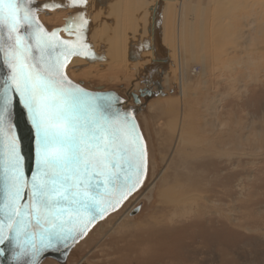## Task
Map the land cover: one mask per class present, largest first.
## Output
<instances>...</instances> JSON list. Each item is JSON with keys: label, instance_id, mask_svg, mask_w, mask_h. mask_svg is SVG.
<instances>
[{"label": "snow or ice", "instance_id": "1", "mask_svg": "<svg viewBox=\"0 0 264 264\" xmlns=\"http://www.w3.org/2000/svg\"><path fill=\"white\" fill-rule=\"evenodd\" d=\"M41 3L45 10L62 6L0 0V256L6 264L66 256L148 173V145L134 108L67 74L72 56L95 58L84 42L87 21L69 18L49 31L38 15ZM61 31L75 38L64 39ZM17 103L31 128L28 144L16 131Z\"/></svg>", "mask_w": 264, "mask_h": 264}, {"label": "rangeland", "instance_id": "2", "mask_svg": "<svg viewBox=\"0 0 264 264\" xmlns=\"http://www.w3.org/2000/svg\"><path fill=\"white\" fill-rule=\"evenodd\" d=\"M56 9L44 13L41 20L49 30L63 28L68 23L69 15ZM105 13L95 17L90 34L97 31ZM153 17L147 26V37L151 41L150 28L157 26ZM241 19L237 16L236 28L230 30L247 36L249 26ZM260 42L251 34L249 39L232 41L228 49L231 53L222 54L224 57L214 54L207 59L208 83L198 82L190 88L199 91L200 98L193 99V109H198L196 102H199L203 116L200 121L185 119V129H196L198 139L213 137L221 131L218 143L224 152L217 155L199 143L200 156L189 158L186 163L173 153L177 129L171 128L170 116L150 110L153 101L179 97L176 77L168 87L159 71L163 68L154 65L163 61L160 56L152 61L153 68L159 67L156 71L144 68L138 72L131 65L125 71L113 65V59L105 68L98 66V70L78 71L76 75L69 69L74 81L93 90H116L134 108L148 145L149 158L143 185L74 246L65 264H78L85 257L82 264H264V43ZM138 46L135 48L139 52L149 50L145 45ZM159 54L163 55L161 51ZM166 56L169 58V54ZM203 56L199 55L194 64L198 66ZM145 88L157 91L143 98L141 105L135 104L133 93L139 94ZM210 103L217 106V113L208 115L204 111ZM187 149L193 151V146L188 145ZM168 160L171 167L164 177L172 176L166 185L153 184ZM171 186L200 196V208L195 205L193 214L173 216L174 221L167 222L173 209L159 198V191ZM136 198H139L137 202ZM132 205L134 208L122 223L135 222V226L126 230L118 227L110 232L115 221ZM154 215L161 222L154 224L151 219ZM137 223L141 226L136 227ZM42 264L61 263L48 258Z\"/></svg>", "mask_w": 264, "mask_h": 264}, {"label": "bare ground", "instance_id": "3", "mask_svg": "<svg viewBox=\"0 0 264 264\" xmlns=\"http://www.w3.org/2000/svg\"><path fill=\"white\" fill-rule=\"evenodd\" d=\"M57 2L62 4L70 2L69 6L63 5L56 9L64 15H69L68 21L69 18L80 17L87 21L83 28L85 40L91 43L96 53H102L104 57L101 59L102 61L95 60L96 62L91 64L83 57L74 56L66 69L69 78L75 79L73 75H76L78 71L84 73L88 69L90 71L98 66L105 68L110 63V59H113V65L122 67L125 71L128 65H131L135 71L140 72L144 68L145 70L153 68L154 66L151 67L153 58L160 56L164 62L161 61L154 65L163 68L159 71L164 76L163 81L168 87L172 86L173 78L176 77L179 97H167L153 101L150 104V110L159 111L162 115L170 116L171 128L176 127L177 136L173 153L178 156L179 161L186 163L187 159L200 156L202 151H197L199 143L206 146L207 151H213L217 155L224 152L222 145L218 143L222 138L221 131L216 132L213 137L205 139L196 137V129L186 131L185 119L200 121L201 116H203L199 109L201 108L199 102H196L198 103V109L196 111L193 109V99L200 98L199 91L197 92L196 89L193 91L190 88L198 82L208 83L207 59H211V55L214 54L217 56L228 54L232 41L249 39L252 34L254 39L261 40V44L264 43V0H113L109 3L107 0H86V3L76 6L71 5V0H57ZM96 3H102V5L97 6ZM108 9L109 11H107ZM105 11L107 12L105 13L106 17L98 23L97 31L90 34V28L96 22L94 21L95 17ZM239 11L241 14L237 15L236 13ZM50 12H53L52 9H43L39 13L40 21H43L44 13L49 14ZM151 12L154 20L156 17L157 25L150 32L152 41L147 37V26L153 21ZM235 14L242 17L241 20L244 24L249 26V35L233 33L237 24H235L237 20ZM50 16L47 15L46 17L51 18ZM212 16H214L213 19ZM231 27H235L233 32L230 30ZM247 29L248 27L245 32ZM60 35L66 37L67 33L65 35L61 31ZM209 39L210 42H208ZM140 45L147 46L149 50L139 52L135 46L140 47ZM160 51L163 55L159 54ZM218 52H221V54ZM167 54H169V58L166 56ZM201 54L204 56L197 66L194 62L198 60ZM219 58L222 57L219 56ZM168 62L170 63L168 64ZM157 68L159 67H155L153 70L156 71ZM69 69L72 70L73 75L69 72ZM206 109L204 111L208 115L218 112L217 106L212 103L207 104ZM188 145L193 146V151L187 149ZM169 160L156 176L153 184L160 182L161 185H166L172 176V174H169L164 177V173L171 167H169ZM171 164L172 167H175L174 160L171 161ZM176 176H178V172H176ZM187 192L186 190L177 191L172 186L160 189L159 198L163 199L173 209L168 215L170 217L167 222H173L175 216L185 217L191 215L196 210L193 206H199L201 197L192 192ZM138 199L136 198V202ZM133 208L134 205L115 221L110 232L118 227L126 230V228L135 226V222L122 223V220L130 214ZM155 216H152L151 219L155 221L154 224H158L161 220ZM139 225L137 223L136 227ZM100 228L103 229V225ZM128 248L130 249V247ZM85 260L86 257L82 258L78 264H82Z\"/></svg>", "mask_w": 264, "mask_h": 264}, {"label": "water", "instance_id": "4", "mask_svg": "<svg viewBox=\"0 0 264 264\" xmlns=\"http://www.w3.org/2000/svg\"><path fill=\"white\" fill-rule=\"evenodd\" d=\"M42 2H47V0H45V1H42ZM66 4H68V6H69V4H70V2H65ZM61 5H63L62 3H61ZM43 10V7H42V3H41V5H40V11L38 12V15H39V13L41 12ZM56 29V28H55ZM62 29V28H61ZM52 30H54V29H52ZM49 31H51V30H49ZM150 32H152V30H151V28H150ZM61 37H63V36H61ZM64 39H74L75 37L73 36V37H69L68 35L66 36V37H63ZM84 42L86 43V44H88L89 46H90V50H91V52H93L94 54H95V58H92V57H85V56H81V55H74V56H80V57H83V58H85L88 62H93V61H95V60H101V59H103L104 57H103V54L102 53H96L95 52V50L93 49V46L91 45V43H89V42H87L86 40H84ZM140 43V42H139ZM74 56H72L71 58H70V60L74 57ZM0 67H2V66H0ZM71 79V78H70ZM72 80V79H71ZM74 81V80H73ZM75 83H77V84H79L81 87H83V88H85L86 90H88V91H90V92H93V93H100V94H113V95H115V96H118V97H120L124 102H125V104H124V106L125 107H129V105L127 104V102L124 100V98L121 96V94L119 93V92H117L116 90H93V89H89V88H87V87H85V86H83V84L82 83H79V82H76V81H74ZM143 90V89H142ZM142 90H140V92H143ZM146 91H147V93L149 94V95H151L153 92L151 91V90H149V89H146ZM134 95H138L137 93H133V96ZM135 102L137 103V102H139V99H135ZM22 113H23V109H22V107L17 103V105H16V114H17V116H16V119H17V121H19V123L17 124V128H16V131H17V134L19 135V136H21V138H22V141H23V143H25V144H28V142H29V137L31 136V128H30V126H29V124L27 123V121L25 120V119H23L22 118ZM136 119H137V116H136ZM137 122H138V124H139V121H138V119H137ZM139 128H140V131L143 133V131H142V129H141V127H140V124H139ZM143 136H144V134H143ZM144 140L146 141V139H145V136H144ZM147 143V142H146ZM148 158H149V156H148ZM29 168H31V161H29ZM134 194V193H133ZM132 194V195H133ZM131 195V196H132ZM131 196H129V197H131ZM129 199V198H128ZM126 201V200H125ZM125 201L123 202V204L125 203ZM122 204V205H123ZM121 205V206H122ZM120 206V207H121ZM112 213V212H111ZM107 217V216H106ZM105 217V218H106ZM104 218V219H105ZM100 221H102V220H99L98 222H100ZM97 222V223H98ZM96 223V224H97ZM95 224V225H96ZM94 225V226H95ZM94 226H92L91 227V229L94 227ZM90 229V230H91ZM89 230V231H90ZM85 237V236H84ZM83 237V238H84ZM82 238V239H83ZM81 239H79L69 250H67V254H66V256H59L58 258H54L53 256H52V254H49V256H48V258H52V259H54V260H56V261H58L59 263H61V264H65L66 262H67V259H68V256H69V253L71 252V250L74 248V246L80 241ZM48 258H46V259H48ZM46 259H44V260H46ZM43 260V261H44ZM42 261V262H43ZM0 264H6V257H3V256H0Z\"/></svg>", "mask_w": 264, "mask_h": 264}, {"label": "flooded vegetation", "instance_id": "5", "mask_svg": "<svg viewBox=\"0 0 264 264\" xmlns=\"http://www.w3.org/2000/svg\"><path fill=\"white\" fill-rule=\"evenodd\" d=\"M151 67H153V66H151ZM158 69V68H157ZM145 70V69H144ZM155 73V72H154ZM155 75V74H154ZM146 89V88H145ZM145 89H143V90H145ZM149 90H151V89H149ZM153 93L151 94V95H149L148 93H147V91H143V92H140L139 91V94H138V96H139V102H135V99H133L134 100V102H135V104H137V105H141V102H142V99L143 98H146V97H148V96H152L153 94H154V91H157V90H151ZM134 97V96H133ZM135 111V110H134Z\"/></svg>", "mask_w": 264, "mask_h": 264}]
</instances>
